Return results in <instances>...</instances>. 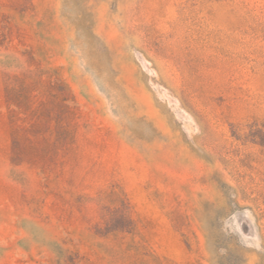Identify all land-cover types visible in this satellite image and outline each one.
I'll return each mask as SVG.
<instances>
[{
    "label": "rangeland",
    "instance_id": "rangeland-1",
    "mask_svg": "<svg viewBox=\"0 0 264 264\" xmlns=\"http://www.w3.org/2000/svg\"><path fill=\"white\" fill-rule=\"evenodd\" d=\"M0 264H264V0H0Z\"/></svg>",
    "mask_w": 264,
    "mask_h": 264
}]
</instances>
